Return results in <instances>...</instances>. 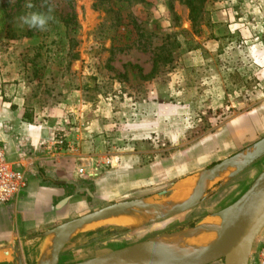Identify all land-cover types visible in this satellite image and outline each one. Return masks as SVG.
<instances>
[{"label":"rangeland","instance_id":"obj_1","mask_svg":"<svg viewBox=\"0 0 264 264\" xmlns=\"http://www.w3.org/2000/svg\"><path fill=\"white\" fill-rule=\"evenodd\" d=\"M0 1L8 2V10L11 7L17 35L24 32L28 27L19 18L36 9H27L26 0ZM95 1L46 0L43 5L38 0V8L50 11L52 16L55 12L72 16L73 23L68 27L53 17L45 30L33 29L31 35L9 38L6 22L0 25L1 48L7 51V47H13L12 52L20 50L19 56L23 55V117L33 122L34 112H45L44 119H51L53 127L57 124L54 130L72 132L69 126L88 127L89 121L75 118L73 109L67 110L65 105L76 98L83 102V108L91 110L97 101L115 95L112 98L119 115L109 117L110 129L105 131L99 150L108 156L120 138L116 128L138 119L133 102L153 99L163 104L161 116L156 118L163 130L136 143L135 151L143 152L141 166L156 163L154 172L164 171L170 167L171 155L181 164L187 150L195 155V175L213 165L214 160L200 162L199 155L207 154L197 143L264 98V0H204L195 17L190 16L185 0H126L114 4V8H120L118 13L96 7ZM13 83L10 85L16 91ZM15 91L0 90L1 101L10 102ZM105 114L103 118L108 119ZM141 115L139 122L153 123L149 109ZM247 126L240 119L229 123L233 132ZM6 127L0 123L1 134H10ZM170 128L177 131L175 142L169 140ZM263 136L258 133L248 142L252 145ZM46 142L41 143L42 148ZM7 152L13 160L15 154ZM263 168L264 156L239 174L213 184L194 209L167 220L131 228L110 221L86 225L68 239L59 264L92 258L193 225L205 215H215L239 198ZM168 185L147 193L163 192ZM11 203L0 204V232L10 226ZM90 211L93 209L88 208L86 213ZM263 234L264 226L250 257L257 255ZM21 259L27 264L23 256ZM218 262L223 264L222 260Z\"/></svg>","mask_w":264,"mask_h":264},{"label":"crops","instance_id":"obj_2","mask_svg":"<svg viewBox=\"0 0 264 264\" xmlns=\"http://www.w3.org/2000/svg\"><path fill=\"white\" fill-rule=\"evenodd\" d=\"M12 49L13 47H7L5 51V48L2 49L0 46V90L9 89L11 93L13 86L10 84L13 82L16 87V91L13 87L11 94L15 91V95L10 102L0 99V123H5L6 128L11 131L9 135L0 133V144L4 147L7 158L9 155L7 150L15 154L13 160L9 158L8 160L17 167L21 168L20 160L26 156H33L36 163L34 167L25 170L26 186L16 199L10 201L12 202L11 207L8 208L12 214L11 218H8L10 226L0 232V264L15 262L17 264V251L25 258L27 264L40 263L41 254L51 237L44 232L86 213L88 208L96 210L112 202L126 199L151 201L154 206L149 214L138 210L125 214L135 215L136 225H142L146 221L145 224H150L167 220L181 214L168 215L190 196H194L197 190L194 182L198 175L194 174V153L187 150V156L181 164L173 160L171 155L170 167L155 173L154 169H158L154 166L156 163L141 166L143 152L134 149L136 143L150 137L152 133L158 135L162 133L163 128L156 119L157 116H161L162 103L153 99L133 102V111L138 119L134 122L128 121L126 124L122 122L116 128L120 138L116 149L107 156L99 150L104 145L105 131L110 129L112 122L110 118L119 115L112 98L115 95L111 98L106 97V101H97L91 110L88 107L83 108V102L74 98L65 105V109H73L75 118L82 117L84 121L87 119L89 123H86L89 126L86 124L88 127L80 125L74 128L68 127L72 131L68 134L70 142L75 146L74 151L68 150L56 155L46 152L41 147V143L52 138L57 124L53 127L51 119H44L45 112H40L38 115L34 112L33 116L36 120L33 122L26 121L23 117L24 100L20 92L23 79V63L20 60L23 55L19 56L20 50L12 52ZM147 108L152 124L138 121L142 111H147ZM104 112L108 119L103 118ZM236 119L246 121L247 128L238 132L231 131L229 123H235ZM167 132L170 134V141H177V131L170 128ZM258 133H264V98L259 99L249 111L229 120L214 135L206 136L198 142L201 151L207 154L206 157L199 155L202 156L199 157L200 162L205 164L214 160L216 163L244 152L251 147L248 141ZM104 158L110 159L109 165L101 164ZM114 159L116 161L113 166ZM96 163L99 164V171L97 175L89 177V169ZM81 167L86 169L85 173L78 171ZM232 168L229 167L225 171H230ZM225 171L216 174L215 179L223 180L227 175ZM167 182L169 185L165 191L153 195L147 193ZM159 210L164 211L163 216L156 214L155 211ZM260 239V244L264 243V234ZM218 261L210 264H220ZM247 264H258L257 255L249 257Z\"/></svg>","mask_w":264,"mask_h":264},{"label":"water","instance_id":"obj_3","mask_svg":"<svg viewBox=\"0 0 264 264\" xmlns=\"http://www.w3.org/2000/svg\"><path fill=\"white\" fill-rule=\"evenodd\" d=\"M263 156L264 136L252 144L248 150L225 158L200 171L194 181L197 187L194 196H190L188 200L174 208L168 215L185 212L201 203L209 193L210 187L221 181L215 179V175L223 169L233 167V172L230 175L233 176ZM115 161L114 159L113 166ZM153 206L151 201L144 199L113 202L50 228L44 232L45 235H51V237L41 254V262L38 264H59V254L68 239L86 225L110 221L116 215L130 214L135 210L149 214ZM155 212L157 215H164V211ZM209 216H217L220 219L219 229L222 231L220 238L209 247L195 253H186L183 255V259H179L166 256L154 246L153 242L164 236L181 235L194 230ZM123 226L131 228L140 225ZM263 226L264 168L239 198L215 215H205L193 225L173 232L161 233L146 240L72 264H210L218 260H222L223 264H247L253 242ZM17 254V264H22L18 251Z\"/></svg>","mask_w":264,"mask_h":264},{"label":"built area","instance_id":"obj_4","mask_svg":"<svg viewBox=\"0 0 264 264\" xmlns=\"http://www.w3.org/2000/svg\"><path fill=\"white\" fill-rule=\"evenodd\" d=\"M58 128L54 130L52 139L43 144L46 152L53 154L66 151H74V144L68 138V132ZM36 159L33 156H26L20 160L21 168L17 167L8 160L4 147L0 144V204L7 203L17 198L26 186L25 170L35 166ZM103 165H109L110 159L104 158L101 161ZM89 177L97 175L99 164L96 163L90 167ZM80 173H85L86 169L79 168ZM257 263L264 264V243L257 252Z\"/></svg>","mask_w":264,"mask_h":264},{"label":"bare ground","instance_id":"obj_5","mask_svg":"<svg viewBox=\"0 0 264 264\" xmlns=\"http://www.w3.org/2000/svg\"><path fill=\"white\" fill-rule=\"evenodd\" d=\"M224 171L225 169H223L220 174L224 173ZM225 172L227 175L226 177H223V179L228 178L232 174L233 168L230 169V171ZM153 214H155L154 211ZM134 219L135 215L126 216L125 214H121L112 217L111 222L121 225H124L125 222H127V226H133L136 225ZM219 225L220 219L217 216H212L209 219H204L192 231L182 233L181 235L164 236L159 240L154 241L153 244L166 256L183 259V255L186 253H195L209 247L217 241L222 233L221 229H219Z\"/></svg>","mask_w":264,"mask_h":264},{"label":"trees","instance_id":"obj_6","mask_svg":"<svg viewBox=\"0 0 264 264\" xmlns=\"http://www.w3.org/2000/svg\"><path fill=\"white\" fill-rule=\"evenodd\" d=\"M126 0H96L94 2V5L98 8H103L105 11H114L115 13L119 12L120 8H114V4L117 5V2H125ZM134 1H144V0H134ZM204 0H185V4L187 5V7L189 8V14L192 17L197 16L201 5L203 4ZM41 2L43 5H45L46 0H41ZM34 5V8L36 9V11H42L43 8H38V0H35L32 2ZM0 11L1 14L3 15L4 20L0 21V25L2 26L3 23L6 22V26H5V32H6V36L9 38H19L20 36H27V35H31L33 29L31 28H27L24 30V32L20 33L17 35L16 33V28H14V24L12 23V15L10 13L11 11V7L8 10V2H1L0 1ZM44 11H48V10H44ZM50 12V11H48ZM55 12V11H54ZM53 13V12H52ZM54 19H58L60 21V23L64 26V27H68L70 24L73 23V18L72 16H69V14H65L63 15L62 13H53ZM6 19V20H5ZM25 117V115H24ZM27 118V116H26Z\"/></svg>","mask_w":264,"mask_h":264},{"label":"clouds","instance_id":"obj_7","mask_svg":"<svg viewBox=\"0 0 264 264\" xmlns=\"http://www.w3.org/2000/svg\"><path fill=\"white\" fill-rule=\"evenodd\" d=\"M25 7L33 9L32 0H26ZM53 17L48 11H30L19 18L20 22L31 29L45 30Z\"/></svg>","mask_w":264,"mask_h":264}]
</instances>
